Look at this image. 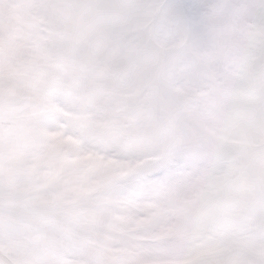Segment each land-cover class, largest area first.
I'll return each instance as SVG.
<instances>
[{
	"label": "snow or ice",
	"instance_id": "obj_1",
	"mask_svg": "<svg viewBox=\"0 0 264 264\" xmlns=\"http://www.w3.org/2000/svg\"><path fill=\"white\" fill-rule=\"evenodd\" d=\"M0 264H264V0H0Z\"/></svg>",
	"mask_w": 264,
	"mask_h": 264
}]
</instances>
